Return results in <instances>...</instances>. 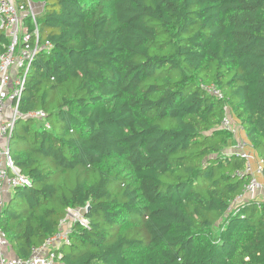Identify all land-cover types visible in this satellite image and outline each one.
<instances>
[{"label":"trees","instance_id":"1","mask_svg":"<svg viewBox=\"0 0 264 264\" xmlns=\"http://www.w3.org/2000/svg\"><path fill=\"white\" fill-rule=\"evenodd\" d=\"M31 1L53 48L19 110L51 130L15 127L12 159L34 186L1 211L11 255L30 258L89 205L62 264H264V203L230 210L248 177L222 128L230 117L264 159V0Z\"/></svg>","mask_w":264,"mask_h":264},{"label":"built area","instance_id":"2","mask_svg":"<svg viewBox=\"0 0 264 264\" xmlns=\"http://www.w3.org/2000/svg\"><path fill=\"white\" fill-rule=\"evenodd\" d=\"M44 8V2L0 0V38L4 36L8 41L5 52L0 56V214L5 207L6 194L17 188L34 186L33 180L22 173L12 159L11 140L17 121L21 118L44 121V128L51 130L44 111L23 115L19 110L27 78L37 55L50 54L53 48L51 42H43L41 38L38 17ZM202 88L210 95L224 99L214 85H203ZM222 128L230 131L235 139L224 157H240L245 162V169L236 174L241 179L248 177L242 195L233 201L230 210L243 203L260 202L258 198L264 185L259 178L264 176V159L256 153L253 144L241 137L239 128L233 125L230 117L223 120ZM88 210L89 205L80 209H67L66 216L59 222V232L35 248L28 259L11 256L7 237L0 230V264H62V254L57 250L61 245L69 244L72 225L79 223L88 227L85 216Z\"/></svg>","mask_w":264,"mask_h":264},{"label":"crops","instance_id":"3","mask_svg":"<svg viewBox=\"0 0 264 264\" xmlns=\"http://www.w3.org/2000/svg\"><path fill=\"white\" fill-rule=\"evenodd\" d=\"M5 117H3V119H4ZM259 180H260V182L264 185V176H262V177H260L259 178ZM11 193V192H10ZM9 193V194H10ZM259 201L260 202H262V203H264V190L263 191H261V193L259 194ZM12 256V255H11Z\"/></svg>","mask_w":264,"mask_h":264},{"label":"rangeland","instance_id":"4","mask_svg":"<svg viewBox=\"0 0 264 264\" xmlns=\"http://www.w3.org/2000/svg\"><path fill=\"white\" fill-rule=\"evenodd\" d=\"M14 191H12L10 194H6L4 196V202H5V206L7 205V203H9V201L11 200V198L13 197Z\"/></svg>","mask_w":264,"mask_h":264}]
</instances>
